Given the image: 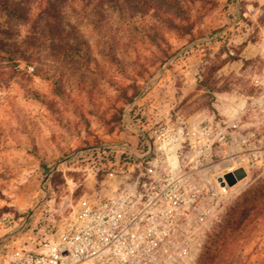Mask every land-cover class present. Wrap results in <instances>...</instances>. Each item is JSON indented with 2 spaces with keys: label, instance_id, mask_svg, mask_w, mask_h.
Returning a JSON list of instances; mask_svg holds the SVG:
<instances>
[{
  "label": "rangeland",
  "instance_id": "obj_1",
  "mask_svg": "<svg viewBox=\"0 0 264 264\" xmlns=\"http://www.w3.org/2000/svg\"><path fill=\"white\" fill-rule=\"evenodd\" d=\"M263 70L264 0H0V215L62 224L135 180L117 153L149 120L227 111L258 92ZM96 150L113 153L112 168L96 171ZM244 222L217 264H264V204Z\"/></svg>",
  "mask_w": 264,
  "mask_h": 264
},
{
  "label": "built area",
  "instance_id": "obj_2",
  "mask_svg": "<svg viewBox=\"0 0 264 264\" xmlns=\"http://www.w3.org/2000/svg\"><path fill=\"white\" fill-rule=\"evenodd\" d=\"M257 84L225 112L149 120L137 147L117 153L122 170L137 166L135 180L81 201L62 224L28 228L27 215H0V264H195L236 190L264 178V70ZM91 154L97 172L112 168L111 151ZM239 168L246 176L229 185Z\"/></svg>",
  "mask_w": 264,
  "mask_h": 264
},
{
  "label": "trees",
  "instance_id": "obj_3",
  "mask_svg": "<svg viewBox=\"0 0 264 264\" xmlns=\"http://www.w3.org/2000/svg\"><path fill=\"white\" fill-rule=\"evenodd\" d=\"M69 53L79 54L78 49H69ZM264 204V178L257 179L243 193L242 199L230 210L229 217L225 219L218 245L208 247L202 256L201 264H217L221 249L227 247L235 239V234L243 226L244 218L250 215V210L259 209ZM222 241V242H219Z\"/></svg>",
  "mask_w": 264,
  "mask_h": 264
},
{
  "label": "water",
  "instance_id": "obj_4",
  "mask_svg": "<svg viewBox=\"0 0 264 264\" xmlns=\"http://www.w3.org/2000/svg\"><path fill=\"white\" fill-rule=\"evenodd\" d=\"M246 176V172L243 168H239L233 173H227L225 179L229 185H234L238 180L243 179Z\"/></svg>",
  "mask_w": 264,
  "mask_h": 264
},
{
  "label": "crops",
  "instance_id": "obj_5",
  "mask_svg": "<svg viewBox=\"0 0 264 264\" xmlns=\"http://www.w3.org/2000/svg\"><path fill=\"white\" fill-rule=\"evenodd\" d=\"M223 112H225V111H223Z\"/></svg>",
  "mask_w": 264,
  "mask_h": 264
}]
</instances>
